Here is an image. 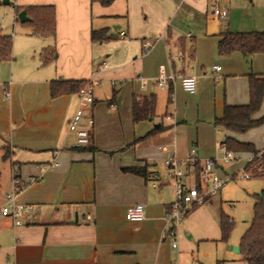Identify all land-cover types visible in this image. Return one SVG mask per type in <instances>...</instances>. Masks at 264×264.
I'll use <instances>...</instances> for the list:
<instances>
[{"label": "crops", "instance_id": "obj_1", "mask_svg": "<svg viewBox=\"0 0 264 264\" xmlns=\"http://www.w3.org/2000/svg\"><path fill=\"white\" fill-rule=\"evenodd\" d=\"M233 1L217 0L227 10L220 18L212 13L213 0H113L108 5L93 0H18L16 6L53 5L56 30L53 36L15 33L11 56L0 58V206L12 189L14 173L23 180L40 177L18 193L22 209L16 219L0 213V264H188L195 258L198 264H205L198 259L195 247L200 241H221V230L219 236L194 228L201 213L212 220L203 204L221 201L217 193L195 206L178 226V249L170 248L165 234L164 214L174 190L169 170L160 158L186 156V151L176 145V128L183 124L167 113L165 117L172 122L166 125L153 121L156 113L151 119L133 121V100L155 94L150 89L135 93L133 82L140 81L141 75L135 71L127 78L131 83L128 90L113 88L110 95L97 97V80L104 74L123 76L119 71L129 63L116 58L106 69L110 54L101 59L105 40L93 41L90 35L93 29L106 28L113 38L117 31L128 39L131 48L127 56H134L131 65L150 76L143 77V89L149 82L157 86L159 62L172 58L179 48L197 50L196 59L189 61L182 73L196 77L198 89L189 93L200 102L204 88L215 83L208 106H214L213 123L222 116L226 103L249 101L250 73L264 76V69L257 66L256 53L234 51L222 55L227 56L222 60L226 66L215 69L218 41L224 33L264 30V18L242 22L243 29H234L238 20L229 8ZM147 40L152 46L138 60L135 54L140 45L143 50ZM48 48H53L56 56L43 62V53L49 55L45 51ZM207 60L211 68L202 75L199 67ZM135 61H139L137 67ZM54 79L94 82L92 107L78 124L92 132L88 147L78 146L75 133L68 128L79 96L77 92L51 96ZM172 88L169 82L168 92ZM167 98L172 101V95ZM175 103L178 105L176 96ZM89 115L93 125L87 121ZM262 115L264 95L254 116ZM158 126L162 127L146 136ZM221 130L224 138L232 135L239 141L252 142L264 154V123L242 133ZM223 139L216 144L222 147ZM235 153L244 154L246 163L253 157L250 152ZM53 160L57 165L42 167ZM133 167L141 172L131 171ZM218 167L222 168L220 164ZM135 203L143 204L139 221L125 216L127 208ZM229 242L239 244L225 241L230 252ZM221 256L219 264H247L241 254L234 257L223 252Z\"/></svg>", "mask_w": 264, "mask_h": 264}, {"label": "rangeland", "instance_id": "obj_2", "mask_svg": "<svg viewBox=\"0 0 264 264\" xmlns=\"http://www.w3.org/2000/svg\"><path fill=\"white\" fill-rule=\"evenodd\" d=\"M17 4L18 0H9V3L7 4L0 1V28L4 34L8 33V35L11 36V39L14 37L15 33L18 34L21 31H30L31 29L30 22H21L18 19L17 12L15 11ZM229 8L235 15L234 17L236 20H238L236 24H233L234 29H243L242 22L252 21L254 19L257 21L259 18H264V0H236L230 4ZM244 31L247 30L244 29ZM185 35L187 36L188 34ZM102 46V48H104V52L101 59L104 60L105 55L110 54L109 57H107L109 59L107 60L106 69L114 63L116 58L120 62L129 63V65L124 63L123 67L119 71V73L123 76L118 75L115 77L109 76V74H104L101 80H97V83H95V88H97V97L110 95L113 88H123L124 90H128V88L131 87V83L127 80V78L133 71L137 74H141L145 79L150 77L145 72L138 71V68L131 65L132 61H134V56L131 58L127 56V52L131 48L130 43L127 38L119 35L117 31L114 32V38L103 41ZM187 48L188 47H185L184 49L186 53L185 60H187L185 66L189 63V61L193 62V59L195 60L197 57V50H194L193 57H188ZM181 49L182 48H179L176 54L169 60L167 58L164 63H158V73L155 79L160 76L161 66L164 68L166 74H172L174 76L171 81L173 86L171 93L168 92L167 89L169 82L166 84L164 89H161L158 84L155 86L152 82H149L146 88L143 89L140 86V81L136 79L137 81L135 80L133 82V89L135 93L138 94L147 89L152 90V92L156 94V117L153 121H161L164 125L172 122L165 117V113L171 114L174 117L175 122L176 119L181 121L179 123L183 124L182 128H176V145L178 150L182 152L186 151L185 153H187V156L190 150L194 148L200 159H216L222 168L218 167L215 171L221 177L235 174L234 178H229L227 182L224 183V185L218 190L216 195L221 201L218 203L214 201L212 204L210 202L203 204L205 209L209 212L212 220L207 219L206 216L201 213L197 219L198 225L194 228V230L196 229L197 232L202 231L209 234H213L215 232V234H219L220 236L219 217L221 213H224L225 215L233 218V225L228 236V241L239 242L242 234L248 228L252 220L255 194L260 193L261 190L264 189V177L263 175L251 177L243 176L245 174L243 167L246 163V156L244 154L234 152V158L224 161L223 158L225 156L226 149L223 146L220 147L217 145L218 143L216 144L217 141H221L224 138V131L221 130L222 128L215 126L212 123L214 113V106L212 103V109L208 107L210 101L209 94H215V83L212 82L208 87L204 88L202 102L199 101L198 97H195V94L186 92L180 79V74H182V69L184 68L181 65L182 59L179 56V51ZM135 55L139 60V58L146 56L147 52L144 53L142 45H140ZM256 55L257 66L264 69V51L257 52ZM222 60H227V56H222L217 52V65H219L220 68L222 66H226L223 64ZM135 63V66L137 67L139 61H135ZM244 63L247 64L248 61L245 59ZM211 64L212 63L209 60L201 63V66L199 67L200 73L203 75V71H206L208 74ZM198 85L199 84L196 82V89H198ZM169 95H172V101H168L167 97ZM175 96L178 97V105L175 103ZM100 99H102L100 100L101 102L108 104V101H103V98ZM160 159L162 162L165 158L162 157ZM184 234H188L187 228H185ZM178 237L177 228L175 247L171 245L172 239L169 237L167 238L170 248H179ZM197 244L195 252H197L198 259L203 261L205 264H219L222 260L221 255L223 252L229 254V256H240L239 252H235L233 250L230 252V250L226 249L227 244H225V241L223 240H206L200 241ZM228 244H231V242ZM188 262L198 264V260L196 258Z\"/></svg>", "mask_w": 264, "mask_h": 264}, {"label": "trees", "instance_id": "obj_3", "mask_svg": "<svg viewBox=\"0 0 264 264\" xmlns=\"http://www.w3.org/2000/svg\"><path fill=\"white\" fill-rule=\"evenodd\" d=\"M99 1L104 5L110 4L113 0H93ZM24 9L30 17L28 21L31 24L30 33L41 36L55 35V8L51 4L46 5H23L16 6L17 13ZM93 41H103L113 38L107 33L106 28L93 29L91 31ZM218 53L220 55H229L234 51H239L244 55H252L264 51V30L262 31H227L218 41ZM42 61L46 62L56 56L53 48L45 49ZM12 51V39L8 34L2 33L0 29V58H9ZM194 52V51H193ZM47 55V56H46ZM249 101L244 104L224 105L223 114L216 117L213 121L218 126L230 133H242L253 127L264 123V115L255 117L254 114L259 110L264 95V76L254 73L249 75ZM84 79H54L50 84V94L55 97L63 93L77 92L80 87L86 84ZM157 98L155 94L149 97L140 96L134 99L132 104L133 121L137 122L144 119H151L155 115ZM158 126L149 131L146 136L159 130ZM226 149L234 152H250L253 154L246 165L243 167L246 171H251L254 176H260L264 172V154L252 142L239 141L232 135H226L221 142ZM88 147V146H83ZM90 148V147H89ZM200 162L194 163V168L198 170ZM131 171L140 173L139 168H130ZM211 197V196H210ZM210 197L205 198V201ZM233 219L224 213L219 217V226L221 230V240L227 241L232 229ZM240 254L247 264H264V189L255 194L253 206V217L240 241Z\"/></svg>", "mask_w": 264, "mask_h": 264}, {"label": "built area", "instance_id": "obj_4", "mask_svg": "<svg viewBox=\"0 0 264 264\" xmlns=\"http://www.w3.org/2000/svg\"><path fill=\"white\" fill-rule=\"evenodd\" d=\"M212 13L222 18L227 14V10L221 8L217 0H213ZM152 46L151 41H145L143 44V51ZM179 56L182 59V67H185L187 63L186 53L184 49L179 51ZM188 57H193V52H187ZM215 69H220L219 65L215 66ZM172 74H166L164 68L161 66L160 76L157 78V84L160 88H165L168 82L173 79ZM143 76L140 75V86L144 87ZM181 84L183 88L193 93L196 90V77L193 75L180 74ZM94 82L87 80L86 84L79 88L77 94L79 96V106L73 113L68 121L69 130L73 131L76 135V143L78 146H88L91 143L92 132L89 128L80 127L79 121L86 114L87 110L92 107L94 101L93 95ZM7 95V92H5ZM87 121L89 125H93L94 119L91 115L88 116ZM225 148V146L223 145ZM226 149V148H225ZM196 150L192 148L189 154L185 157H178L171 155L163 160L164 165L169 170V179L173 185L174 196L169 205V208L165 211L164 219L167 227L165 234L171 238V245L176 246L177 228L184 221L189 212L197 205L205 202V198L215 195L218 190L227 182L229 178H234L235 174L221 177L215 171L219 166V162L214 158H202L200 159ZM234 158V152L226 149L224 161ZM252 159V158H251ZM199 161L200 168L196 170L194 163ZM57 165L56 161L50 163H43V168ZM188 168L194 170L188 172ZM264 177V172L261 174ZM243 176L251 177L254 173L246 171ZM39 178H31L23 180L17 173L12 176V189L6 195V203L0 206V213L2 215L12 216L14 219L20 214L22 204L17 201L18 193L28 184L38 181ZM126 218L131 221H139L143 218V204L135 203L127 208ZM18 222V220H16ZM172 264H182L179 261H174ZM193 264V263H188Z\"/></svg>", "mask_w": 264, "mask_h": 264}, {"label": "water", "instance_id": "obj_5", "mask_svg": "<svg viewBox=\"0 0 264 264\" xmlns=\"http://www.w3.org/2000/svg\"><path fill=\"white\" fill-rule=\"evenodd\" d=\"M2 3L7 4L9 3V0H2ZM17 17L21 22L28 21L30 17L26 14V11L24 9L20 10L17 13ZM228 248L235 252H240V246L239 244H228Z\"/></svg>", "mask_w": 264, "mask_h": 264}]
</instances>
